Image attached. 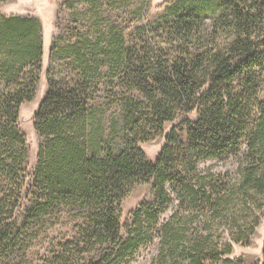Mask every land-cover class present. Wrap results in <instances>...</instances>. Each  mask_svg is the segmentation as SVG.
Masks as SVG:
<instances>
[{
    "label": "trees",
    "instance_id": "obj_1",
    "mask_svg": "<svg viewBox=\"0 0 264 264\" xmlns=\"http://www.w3.org/2000/svg\"><path fill=\"white\" fill-rule=\"evenodd\" d=\"M85 1L95 12L101 5ZM135 37L110 26L95 38L53 42L35 116L33 202L17 222L27 179L19 112L40 83L43 26L0 15V264H28L36 226L57 210L79 221L78 232L49 264H129L144 246L153 264H234L224 257L249 245L264 198V0H171ZM103 79L122 86L123 146H105L104 125L94 124ZM194 111L195 121L182 122L187 140L172 129L150 160L140 145ZM228 161L234 173L214 170ZM142 184L153 185L155 201L137 207L124 233L121 203ZM223 226L229 236L215 238Z\"/></svg>",
    "mask_w": 264,
    "mask_h": 264
},
{
    "label": "rangeland",
    "instance_id": "obj_2",
    "mask_svg": "<svg viewBox=\"0 0 264 264\" xmlns=\"http://www.w3.org/2000/svg\"><path fill=\"white\" fill-rule=\"evenodd\" d=\"M101 3L97 12L92 10L85 0H0V15L34 16L41 20L43 26L44 55L42 72L36 96L30 102L24 103L19 112L18 125L26 136L27 159L24 169L27 174L24 193L20 199V206L15 213V221L21 222L27 210L32 206V196L29 195L34 181V174L38 166V155L41 139L35 129V116L48 92L47 72L50 67V50L53 42L59 39L61 44L74 42L83 35L96 37L97 32L107 31L110 26H117L128 41L136 37V29L158 20L166 13V8L171 0H99ZM238 85V83L236 84ZM3 86L0 82V92ZM122 86L118 80L103 79L98 83L96 97L92 101L94 108V124L103 123L102 140L105 146L118 144L123 146V121L122 113L117 101L116 93L121 92ZM264 99V90L261 91ZM189 118L195 121L197 111L190 114H180L173 122L164 126L161 135L154 136L140 146L148 158L155 161L166 145V140L172 129H177L184 140H187V131L183 121ZM116 122V131L111 133L113 123ZM113 138L114 143L111 141ZM107 141V142H106ZM211 163L208 162V165ZM214 170L225 174L234 173L237 163L228 161L214 162ZM207 166V165H206ZM233 175V174H232ZM152 184L137 186L121 203V225L123 232L132 218V213L142 203H153ZM263 203L261 209L254 212L259 216V226L250 238L248 246L234 245L232 254L226 255L234 264H262L264 252V198L258 202ZM167 217L163 216L162 219ZM78 220L71 218L63 211H54L46 215L43 222L36 226V238L28 252V264H49L55 254L62 252V246L76 240ZM226 228V229H225ZM225 229V233L224 232ZM220 234L226 239L229 236L228 227H221L215 238ZM223 241V240H222ZM153 250L144 246L135 253L129 264H153ZM215 264H223L221 261Z\"/></svg>",
    "mask_w": 264,
    "mask_h": 264
}]
</instances>
